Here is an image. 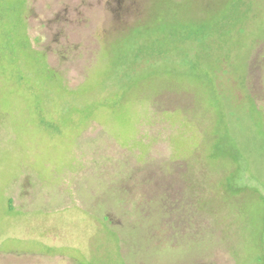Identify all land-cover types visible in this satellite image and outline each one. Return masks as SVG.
<instances>
[{
  "label": "rangeland",
  "instance_id": "rangeland-1",
  "mask_svg": "<svg viewBox=\"0 0 264 264\" xmlns=\"http://www.w3.org/2000/svg\"><path fill=\"white\" fill-rule=\"evenodd\" d=\"M0 0V264H264V0Z\"/></svg>",
  "mask_w": 264,
  "mask_h": 264
},
{
  "label": "flooded vegetation",
  "instance_id": "flooded-vegetation-1",
  "mask_svg": "<svg viewBox=\"0 0 264 264\" xmlns=\"http://www.w3.org/2000/svg\"><path fill=\"white\" fill-rule=\"evenodd\" d=\"M105 2V13L108 16H114L121 11L120 2L122 0H103ZM125 1V0H124Z\"/></svg>",
  "mask_w": 264,
  "mask_h": 264
}]
</instances>
